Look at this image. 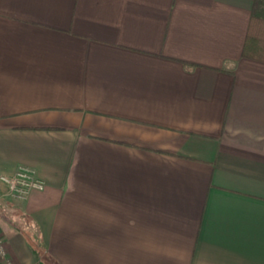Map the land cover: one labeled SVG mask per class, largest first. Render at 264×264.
Instances as JSON below:
<instances>
[{
  "label": "crops",
  "instance_id": "1",
  "mask_svg": "<svg viewBox=\"0 0 264 264\" xmlns=\"http://www.w3.org/2000/svg\"><path fill=\"white\" fill-rule=\"evenodd\" d=\"M254 4L0 0L2 264H264Z\"/></svg>",
  "mask_w": 264,
  "mask_h": 264
},
{
  "label": "built area",
  "instance_id": "2",
  "mask_svg": "<svg viewBox=\"0 0 264 264\" xmlns=\"http://www.w3.org/2000/svg\"><path fill=\"white\" fill-rule=\"evenodd\" d=\"M0 183L6 185L12 197L25 200L33 190H43L46 183L34 177L24 168L17 170L13 174H0ZM9 253L5 239L0 232V264L8 262Z\"/></svg>",
  "mask_w": 264,
  "mask_h": 264
},
{
  "label": "trees",
  "instance_id": "3",
  "mask_svg": "<svg viewBox=\"0 0 264 264\" xmlns=\"http://www.w3.org/2000/svg\"><path fill=\"white\" fill-rule=\"evenodd\" d=\"M242 56L264 62V0H255Z\"/></svg>",
  "mask_w": 264,
  "mask_h": 264
},
{
  "label": "rangeland",
  "instance_id": "4",
  "mask_svg": "<svg viewBox=\"0 0 264 264\" xmlns=\"http://www.w3.org/2000/svg\"><path fill=\"white\" fill-rule=\"evenodd\" d=\"M2 184V183H1ZM2 185H4V184H2ZM5 187H6V185H4ZM2 192V191H1ZM3 192H6L7 194H9L10 195V193H9V190H8V188L6 187V191H3ZM1 197V196H0ZM10 199H13L14 200V197H12L11 195H10ZM13 202V201H12ZM8 201H6V200H4V199H0V208H5V207H7L8 206ZM5 213L6 211L4 210V209H1V214H3V213ZM8 259H9V256H8Z\"/></svg>",
  "mask_w": 264,
  "mask_h": 264
}]
</instances>
